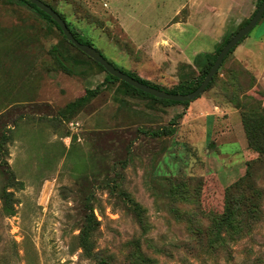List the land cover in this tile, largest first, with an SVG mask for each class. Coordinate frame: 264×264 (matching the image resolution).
Returning a JSON list of instances; mask_svg holds the SVG:
<instances>
[{"label": "rangeland", "instance_id": "obj_1", "mask_svg": "<svg viewBox=\"0 0 264 264\" xmlns=\"http://www.w3.org/2000/svg\"><path fill=\"white\" fill-rule=\"evenodd\" d=\"M44 1L117 68L164 90L200 76L197 59L259 3ZM249 137L264 138V14L199 97L166 104L0 0V264H264V156ZM249 162L256 218L216 228ZM89 215L92 255L80 243Z\"/></svg>", "mask_w": 264, "mask_h": 264}, {"label": "trees", "instance_id": "obj_2", "mask_svg": "<svg viewBox=\"0 0 264 264\" xmlns=\"http://www.w3.org/2000/svg\"><path fill=\"white\" fill-rule=\"evenodd\" d=\"M19 4H23V5H27L28 7H30L31 9L35 10L42 18H44L45 20L49 21L50 23L54 24L58 30L62 33L61 29L59 28V26L57 25V23H55L51 17L49 15H47L46 13H44L42 10H40L39 8H37L34 4H32L31 2L27 1V0H16ZM43 2H45L44 0H42ZM262 0H259V3H258V6L259 4L261 3ZM46 4H48L47 2H45ZM49 6H51L50 4H48ZM52 7V6H51ZM53 8V7H52ZM54 9V8H53ZM257 9V8H256ZM56 10V9H55ZM57 11V10H56ZM256 11V10H255ZM254 11V13H255ZM58 12V11H57ZM59 13V12H58ZM253 13V14H254ZM60 14V13H59ZM252 14V15H253ZM251 15V17H252ZM60 16L63 18V16L60 14ZM250 17V18H251ZM248 18L247 20H245L240 27H242L243 25H245L248 20L250 19ZM64 19V18H63ZM66 22V21H65ZM67 24V23H66ZM68 26V24H67ZM69 27V26H68ZM239 27V28H240ZM238 28V29H239ZM237 29V30H238ZM71 30V29H70ZM236 30V31H237ZM72 31V30H71ZM235 31V32H236ZM234 32V33H235ZM73 35L80 41V42H84V43H87L89 44V42H85L83 41L81 38H79V36L74 32L72 31ZM233 33V34H234ZM63 34V33H62ZM232 34V35H233ZM232 35L226 40L224 41V44L232 37ZM246 37V36H245ZM244 37V38H245ZM223 44V45H224ZM91 45V44H90ZM223 45L221 46V48L223 47ZM236 47V46H235ZM234 47V48H235ZM220 48V49H221ZM232 48L230 52L233 51ZM220 49L216 52L215 55L213 56H205L203 57V55H201L199 57V60L197 59V62L200 64L201 66V75L198 76L197 78L195 79H189V80H186L185 82L177 85V87L173 90H165V91H168L170 93H188L192 90H194L200 83L201 81L204 79L205 75L207 74V72L209 71L211 65L213 64L218 52L220 51ZM228 53V54H229ZM227 54V55H228ZM226 55V56H227ZM225 56V57H226ZM225 59V58H224ZM223 59V60H224ZM109 61V60H108ZM110 62V61H109ZM223 62V61H222ZM97 63V62H96ZM111 63V62H110ZM98 64V63H97ZM102 69H104L100 64H98ZM114 65V64H113ZM115 66V65H114ZM116 67V66H115ZM119 69V68H118ZM219 69V68H218ZM105 70V69H104ZM121 70V69H120ZM123 71V70H122ZM218 71V70H217ZM125 73L129 74L130 76L134 77L135 79L143 82V83H146V84H149V85H152L154 87H157L159 88L158 86H155L153 84H150L147 80L145 79H142L140 77H138L137 75H134L132 73H129V72H126L124 71ZM216 74V73H215ZM214 74V75H215ZM108 76L114 80H119L118 78L110 75L108 73ZM214 77V76H213ZM121 81V80H120ZM212 81V80H211ZM123 84H125L126 86H128L129 88H131L133 91H135L136 93L138 94H141V95H144V96H148V97H151L153 99H156V100H159L163 103H168V104H175V103H182V102H177V101H172V100H165V99H160V98H157V97H154L150 94H147L141 90H138L136 88H134L133 86L129 85L128 83L124 82V81H121ZM211 83V82H210ZM210 83L208 84V86L206 88L209 87ZM98 87H96L95 89H90V90H87L86 91V95L85 97H81L78 99V101L72 103V105H75L77 103H81L83 99L87 98L88 96H92L94 95L98 90ZM161 89V88H159ZM164 90V89H163ZM189 101H184L183 103H188ZM178 117L180 115H177ZM170 124L171 125H174L176 124V121H175V117L171 119L170 121ZM164 131L166 133H169L171 134L172 133V130H171V127H165L164 128ZM263 139V140H261ZM249 142H250V145H252L253 148H255V150L257 152H259L261 155L264 156V138H260V139H254V138H250L249 137ZM250 176H251V163L249 162L246 166V171H245V174L236 182L233 183V185L229 186L227 189H226V193H225V207H224V212L221 214V215H218L219 217L217 218V223L215 224V227L218 228V227H222V228H226L228 230H235L239 227V220L244 218L248 223L251 222V221H254V219L256 218V215H254V211L256 210V205L253 201H248V198L250 197H254V194H255V189L254 188H250L249 187V184H252L251 181H250ZM192 181L191 180H185L184 182H182V184L184 186H186L187 188H191L190 186L192 185ZM245 188H247L249 190V194L248 196H245L244 195V190ZM91 215L88 216L87 218V225L86 227L83 229L82 231V234H81V239H80V243H81V246L85 252V254H88V255H92V250H91V244H90V241H89V237H90V234H89V229H90V226L92 224V220L91 219ZM194 230L196 231V237L198 239H203L204 238V230L198 228V227H195ZM215 234V237H213V241H215V239H217L220 234V232H216V233H213V235ZM102 261H100L101 263Z\"/></svg>", "mask_w": 264, "mask_h": 264}, {"label": "water", "instance_id": "obj_3", "mask_svg": "<svg viewBox=\"0 0 264 264\" xmlns=\"http://www.w3.org/2000/svg\"><path fill=\"white\" fill-rule=\"evenodd\" d=\"M34 4L37 8L42 10L44 13L49 15L51 19L57 23L59 28L61 29L65 38L76 48L90 57L92 60L100 64L107 73L110 75L118 78L121 81L128 83L129 85L133 86L134 88L141 90L147 94H150L154 97L165 99V100H172L177 102H184V101H191L197 97H199L206 89L208 84L213 79L214 74L217 72L218 68L220 67L223 59L229 53V51L234 48L238 43L250 32V30L260 21L264 14V0L261 1L259 6L257 7L255 13L252 17L248 20V22L240 27L232 37L223 45V47L218 52L213 64L211 65L209 71L205 75L204 79L201 83L192 91L188 93H170L163 89H159L152 85L143 83L134 77L130 76L129 74L125 73L124 71L115 67L112 63H110L99 50H97L94 46L80 42L72 33L70 28L67 26L65 20L60 16V14L53 9L51 6L43 2L42 0H27Z\"/></svg>", "mask_w": 264, "mask_h": 264}, {"label": "built area", "instance_id": "obj_4", "mask_svg": "<svg viewBox=\"0 0 264 264\" xmlns=\"http://www.w3.org/2000/svg\"><path fill=\"white\" fill-rule=\"evenodd\" d=\"M75 125H78V123L76 122Z\"/></svg>", "mask_w": 264, "mask_h": 264}]
</instances>
